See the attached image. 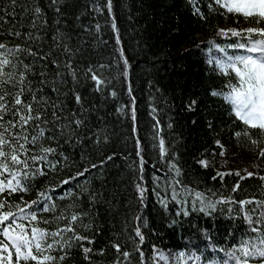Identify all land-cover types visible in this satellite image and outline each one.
<instances>
[{
  "label": "snow or ice",
  "instance_id": "snow-or-ice-1",
  "mask_svg": "<svg viewBox=\"0 0 264 264\" xmlns=\"http://www.w3.org/2000/svg\"><path fill=\"white\" fill-rule=\"evenodd\" d=\"M90 3L94 13L107 9L116 36L108 62L85 65L84 41L73 43L62 11L70 7L68 0H0V264H77L78 258L79 264H100L95 257H103L108 247L114 249L108 264H264V0H189L201 21L213 15L232 21L217 25L215 34L189 53L201 54L206 75L222 78L208 94L222 102L227 117L222 127L231 130L236 147L255 156L254 171L221 170L224 165L214 158L217 149L220 157L227 149L215 139L213 160L201 156L195 163L215 169L210 179L219 181V188L187 177L180 141L166 140L152 100L151 139L142 142L133 66L121 46L113 0ZM94 29L99 34L101 25ZM82 81L103 100L126 94L115 108L118 117L131 120L132 135L124 138L121 151H110L114 133L101 107L86 100ZM197 104L189 99L186 108L194 112ZM166 127L173 128L170 120ZM207 127L213 128L212 120ZM115 158L124 161L130 194L121 231L96 249L99 209L119 203L104 176ZM150 161L152 175L146 179ZM226 176L237 178L230 188ZM247 178L260 181L257 192L243 187ZM178 229L191 231L182 237V247L155 242Z\"/></svg>",
  "mask_w": 264,
  "mask_h": 264
},
{
  "label": "trees",
  "instance_id": "trees-1",
  "mask_svg": "<svg viewBox=\"0 0 264 264\" xmlns=\"http://www.w3.org/2000/svg\"><path fill=\"white\" fill-rule=\"evenodd\" d=\"M98 2L103 6L105 0ZM68 3L70 7L62 11L66 12L68 25L73 30V43L84 41L86 51L83 63L86 65L90 60L108 62L115 47L116 33L111 30V18L107 9L97 14L92 11L90 0H68ZM202 10L207 15L206 7ZM52 15L50 12V20ZM77 15L80 16L78 21L75 19ZM113 15L121 37V46L133 66L131 83L137 101L139 135L144 138L142 142L151 139L150 125L153 121L149 116V103L152 100L160 109L158 118L166 140L169 143L180 141L177 150L187 177L205 181L209 187L219 188V181L214 182L210 179L215 169L212 167L204 169L195 163V159L201 156L213 160L211 150L216 148L213 143L215 139H220L225 145L226 154L239 153L252 158L255 156L250 151L236 147L235 139H230L231 130L222 127L227 123L222 102L208 94L207 89L219 86L222 78L206 75L207 67L201 54L193 55L189 50L202 40L213 36L217 25L226 27L231 25L232 21H225L214 15L209 16L207 21H201L192 14L189 0H113ZM96 23L101 25L99 34L94 29ZM84 26L91 30L85 32ZM81 83L86 100L101 107L100 114L106 116L107 123L114 133L110 151H121L125 147L124 138L132 135L131 120L118 117L115 108L128 99L126 94L118 95L115 100L111 97L103 100L99 94L92 92L90 83L83 81ZM115 87L119 91L120 83L117 82ZM157 88L160 91H157ZM189 99L198 101L194 112H189L186 108ZM169 120L173 124L171 130L166 127ZM209 120L213 121L212 129L207 127ZM127 147L130 151L131 139L128 140ZM218 152L217 149L214 158L217 166L221 165L223 158ZM97 158L98 154L94 153L93 161L95 162ZM96 175L94 171L93 176ZM151 175L150 161L146 167V179H150ZM104 176L107 190H115L119 203L112 210H109L107 205L100 207L99 224L102 226V233L97 236L94 245L96 249L108 245L109 240L114 238L113 234L121 231L125 213L124 202L130 194V177L121 158H115L108 164ZM236 179L235 176H226L225 183L230 188ZM96 183L99 186L100 181L97 180ZM241 183L249 193H252L257 192L260 181L256 178H247ZM244 194L239 193L241 196ZM153 216L158 221L159 217L155 214ZM190 235V230L178 229L176 232L168 231L162 240L155 242L161 247L179 248L185 242L182 237ZM113 256L114 249L108 247L103 257L96 256L95 259L100 261V264H108Z\"/></svg>",
  "mask_w": 264,
  "mask_h": 264
},
{
  "label": "rangeland",
  "instance_id": "rangeland-1",
  "mask_svg": "<svg viewBox=\"0 0 264 264\" xmlns=\"http://www.w3.org/2000/svg\"><path fill=\"white\" fill-rule=\"evenodd\" d=\"M255 160V157L242 156L239 153H227L221 160V164L224 165V169H243L248 168L249 171H254L251 167V163ZM226 161V163H225ZM262 174H264V165H262Z\"/></svg>",
  "mask_w": 264,
  "mask_h": 264
}]
</instances>
